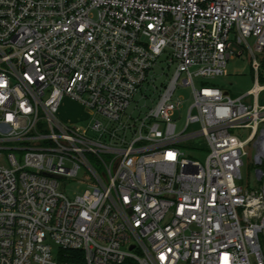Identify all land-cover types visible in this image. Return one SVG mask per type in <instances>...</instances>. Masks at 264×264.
Instances as JSON below:
<instances>
[{"label": "built area", "instance_id": "built-area-1", "mask_svg": "<svg viewBox=\"0 0 264 264\" xmlns=\"http://www.w3.org/2000/svg\"><path fill=\"white\" fill-rule=\"evenodd\" d=\"M234 46L259 76L264 0H0V264H264V168L239 182L250 141L264 164V85L232 98L195 83ZM163 56L172 78L128 114ZM65 97L86 127L59 118ZM199 137L205 161L183 149ZM83 167L97 184L69 198L60 180Z\"/></svg>", "mask_w": 264, "mask_h": 264}, {"label": "rangeland", "instance_id": "rangeland-1", "mask_svg": "<svg viewBox=\"0 0 264 264\" xmlns=\"http://www.w3.org/2000/svg\"><path fill=\"white\" fill-rule=\"evenodd\" d=\"M250 44L252 47L255 46L254 38L250 39ZM233 50L237 55L228 60L224 74L214 78H195L196 85L198 87L201 85L218 86L223 89L226 95L232 98H237L246 94L257 82L260 85H264V51L256 52V57L262 65L258 76L253 68V55L250 50L242 53L243 50L239 46H234ZM175 70L176 65H169L168 59L163 56L151 73L153 77L152 83L146 82L144 90L137 94L128 108V114L133 113L135 116H138L148 112L158 101L161 90L168 84ZM143 94H146L147 97H144ZM178 98H184V103L181 109L177 110L173 118L178 124V130H181L185 125L189 106L193 102L191 87H179L175 92V99ZM259 103L264 104L263 95ZM58 116L63 122L75 124L80 127H86L91 118L89 110L70 97H65L63 99ZM99 118L102 117L99 116ZM263 126L264 124H261V127ZM238 132L242 139H246L250 135L251 129H239ZM92 136L97 137V134L93 133ZM195 145H197V147H195ZM183 149L189 157L200 161H205L208 155V148L206 147L203 137L184 142ZM245 150L247 155L244 157L242 179L239 182L244 185L245 188L252 189L262 183V181L258 180L257 169L259 167L264 168V164H259L256 159L257 147L254 141H250L245 147ZM93 163L98 171H102L105 168L101 161H94ZM60 182L61 185L59 190L65 193L69 198H73L75 194H81L86 189L97 184L89 170H86L85 167L80 169L77 177L62 178ZM55 250H58V248L55 247Z\"/></svg>", "mask_w": 264, "mask_h": 264}]
</instances>
